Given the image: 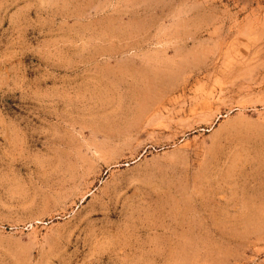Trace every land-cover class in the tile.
Instances as JSON below:
<instances>
[{
  "label": "rangeland",
  "instance_id": "374dc122",
  "mask_svg": "<svg viewBox=\"0 0 264 264\" xmlns=\"http://www.w3.org/2000/svg\"><path fill=\"white\" fill-rule=\"evenodd\" d=\"M0 264H264V0H0Z\"/></svg>",
  "mask_w": 264,
  "mask_h": 264
}]
</instances>
